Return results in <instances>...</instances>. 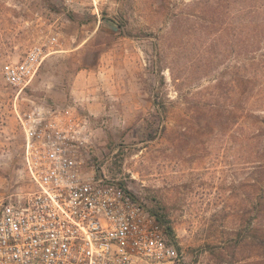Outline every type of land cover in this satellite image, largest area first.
<instances>
[{
	"label": "rangeland",
	"instance_id": "rangeland-1",
	"mask_svg": "<svg viewBox=\"0 0 264 264\" xmlns=\"http://www.w3.org/2000/svg\"><path fill=\"white\" fill-rule=\"evenodd\" d=\"M239 6L0 0V67L46 35L58 40L18 108L32 100L89 119L86 168L164 216L172 264H264V247L234 237L254 216L257 164L240 130ZM14 94L0 73V193L22 185Z\"/></svg>",
	"mask_w": 264,
	"mask_h": 264
},
{
	"label": "built area",
	"instance_id": "built-area-1",
	"mask_svg": "<svg viewBox=\"0 0 264 264\" xmlns=\"http://www.w3.org/2000/svg\"><path fill=\"white\" fill-rule=\"evenodd\" d=\"M57 42L46 35L0 67L15 93L9 103L22 180L0 193V264H172L177 253L166 224L128 187L86 168L89 119L32 100L18 108V95Z\"/></svg>",
	"mask_w": 264,
	"mask_h": 264
},
{
	"label": "trees",
	"instance_id": "trees-1",
	"mask_svg": "<svg viewBox=\"0 0 264 264\" xmlns=\"http://www.w3.org/2000/svg\"><path fill=\"white\" fill-rule=\"evenodd\" d=\"M238 27L241 31L238 48V103L241 134L247 146L256 156L255 169L256 197L252 201L254 216L248 226L235 229V239L250 238L255 245L264 247V0H239ZM224 106H220V112ZM163 222L164 216L149 208ZM255 219L256 222L253 221ZM169 235L172 229L166 224Z\"/></svg>",
	"mask_w": 264,
	"mask_h": 264
}]
</instances>
